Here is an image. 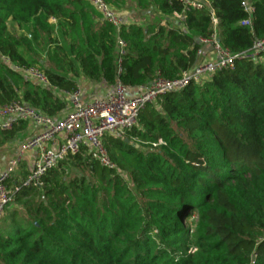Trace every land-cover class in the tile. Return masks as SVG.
<instances>
[{
  "label": "trees",
  "instance_id": "16d2710c",
  "mask_svg": "<svg viewBox=\"0 0 264 264\" xmlns=\"http://www.w3.org/2000/svg\"><path fill=\"white\" fill-rule=\"evenodd\" d=\"M104 1L157 18L116 30L86 0H0V56L49 81L0 59V104L21 100L54 117L66 103L51 87L74 91L80 74L139 87L179 79L212 34L232 53L264 39V0H250L251 27L240 24L241 0H199L201 10L182 0ZM8 22L28 31L11 33ZM23 127L0 130L1 141ZM104 142L112 167L80 152L40 186L19 187L24 172L8 181L18 189L0 218V264H264V59H237L160 96L123 139Z\"/></svg>",
  "mask_w": 264,
  "mask_h": 264
},
{
  "label": "built area",
  "instance_id": "2783aa9c",
  "mask_svg": "<svg viewBox=\"0 0 264 264\" xmlns=\"http://www.w3.org/2000/svg\"><path fill=\"white\" fill-rule=\"evenodd\" d=\"M100 13L103 20L112 24L116 30L124 23L116 10L104 0H86ZM183 5L198 10L204 4L199 0H182ZM247 18L241 25L252 26L253 7L250 0H241ZM174 19L182 20L180 14ZM215 25L216 19L211 16ZM202 47L197 55L201 57L203 47L209 46L214 53L213 59H202L179 79L165 80L155 76L148 84L139 86L137 93H130L134 87L124 86L119 80L109 86L105 92L84 97L77 86L74 91L51 87L56 96L66 103L60 114L50 117L21 100L0 104V130H11L20 123L30 126V133L21 141L13 156L0 170V218L5 208L11 203L15 187L7 183L16 174L22 160L32 154L31 165L20 182L21 188L40 186L43 177L67 155L82 152L89 161H96L101 166L113 164L105 148V137L123 139L126 132L137 123L139 112L147 105L155 104L157 99L167 93L178 91L190 83L201 84L218 70L231 69L237 59L258 62L264 59V39L255 40L251 47L240 53H232L222 47L216 35L208 39H199ZM125 43L117 40L116 54L118 64L124 53ZM3 63L19 72L24 77L42 86H49L46 74L37 66L22 67L13 63L7 56H0Z\"/></svg>",
  "mask_w": 264,
  "mask_h": 264
},
{
  "label": "crops",
  "instance_id": "0c3cea01",
  "mask_svg": "<svg viewBox=\"0 0 264 264\" xmlns=\"http://www.w3.org/2000/svg\"><path fill=\"white\" fill-rule=\"evenodd\" d=\"M127 7H128V4L124 5L120 9H115L117 14L124 20V23L125 24H129V23L141 24L140 20L137 21L134 19V17H132L131 11ZM134 8L136 9L135 5H134ZM140 14L141 13H139V15ZM142 15H144V14H142ZM141 18L146 19L147 17L146 18L141 17ZM202 49H203L202 50L203 54L201 55L202 59H213L214 58V53L209 46H204ZM138 91H139V88L134 87L131 89L130 93H137ZM101 92H103V91L98 90V94H100ZM86 93H89V90H86L85 92L83 90L84 97H85ZM87 97H90V96H87ZM23 124H24V127L21 129H17L15 136L11 140L3 142V149L0 151V170L5 167L7 161L11 158V156H13L14 151L17 148L18 144L21 141H23L26 137H28V135L31 131L30 126L27 123H23ZM19 125H17L16 127H18ZM23 137H24V139H23ZM32 157H33L32 154H27L24 157V159L22 160V162H21V164H20V166L16 172L17 175L20 172H24V173L27 172L28 168L31 165Z\"/></svg>",
  "mask_w": 264,
  "mask_h": 264
},
{
  "label": "rangeland",
  "instance_id": "374dc122",
  "mask_svg": "<svg viewBox=\"0 0 264 264\" xmlns=\"http://www.w3.org/2000/svg\"><path fill=\"white\" fill-rule=\"evenodd\" d=\"M127 8L131 11L132 17H134V19L137 20V21L140 20L141 24L153 21L155 18H157L155 16V14H152V15L148 16L147 18L144 15L143 16L141 14L139 15V11L134 8V4L132 2H129ZM141 17H144L146 19H143ZM8 31L11 32V33L21 34V33H26L28 31V29H26V27H25L24 29H22L20 31V29H17L13 23L8 22ZM59 41L62 42L63 40L59 39ZM47 49H48V47L47 48H43L42 47L40 49L41 50L40 51V55H41L40 57L42 59L46 58V54L48 53ZM198 61H202V58L198 57ZM75 80H76V86H78L80 88L82 93H83V90H84V92L86 90H89V93H86L85 97L92 96V95H98V90H101V91L105 92L108 89V87H109V86H107L106 84H104L102 82H94L93 83L92 81H89L86 77H84L81 74L76 76ZM23 139H24V137H23ZM2 149H3V142L0 139V151ZM76 173H77V171H76ZM16 175L17 174H15V176ZM9 206L10 205H8L6 208H9Z\"/></svg>",
  "mask_w": 264,
  "mask_h": 264
}]
</instances>
